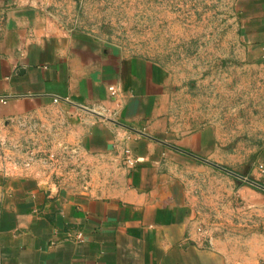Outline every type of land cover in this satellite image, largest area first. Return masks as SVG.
<instances>
[{
  "label": "crops",
  "instance_id": "obj_1",
  "mask_svg": "<svg viewBox=\"0 0 264 264\" xmlns=\"http://www.w3.org/2000/svg\"><path fill=\"white\" fill-rule=\"evenodd\" d=\"M46 2L0 0V122L58 104L88 109L85 149L123 177L113 193L69 192L0 170V264H227L167 167L179 154L210 157L213 129L177 138L165 69L74 33ZM238 3L243 39L264 65V0Z\"/></svg>",
  "mask_w": 264,
  "mask_h": 264
},
{
  "label": "rangeland",
  "instance_id": "obj_2",
  "mask_svg": "<svg viewBox=\"0 0 264 264\" xmlns=\"http://www.w3.org/2000/svg\"><path fill=\"white\" fill-rule=\"evenodd\" d=\"M239 0H47L54 17L105 47L166 71L167 128H212L210 162L179 154L168 171L227 264H264V65L242 36ZM92 113L64 104L0 122V170L33 173L69 192L113 193L123 174L84 147ZM260 172V171H259ZM261 173V172H260ZM257 177V176H256ZM263 176H261V179Z\"/></svg>",
  "mask_w": 264,
  "mask_h": 264
},
{
  "label": "water",
  "instance_id": "obj_3",
  "mask_svg": "<svg viewBox=\"0 0 264 264\" xmlns=\"http://www.w3.org/2000/svg\"><path fill=\"white\" fill-rule=\"evenodd\" d=\"M192 156H194V157L200 159V157H198V156H196V155H192ZM202 160L205 161V162H207V163H209V164H212V165H214V166H216V167L221 168L222 170L228 172L229 174H232V175H234V176H236V177L243 178V176L237 174L236 172H234V171H232V170H229V169H227V168H225V167H222V166H220V165H218V164H216V163L210 162V161H208V160H206V159H202ZM248 181H249L250 183L256 185L257 187H259V188H261V189L264 190V186L261 185L260 183H257V182H255V181H253V180H248Z\"/></svg>",
  "mask_w": 264,
  "mask_h": 264
},
{
  "label": "built area",
  "instance_id": "obj_4",
  "mask_svg": "<svg viewBox=\"0 0 264 264\" xmlns=\"http://www.w3.org/2000/svg\"><path fill=\"white\" fill-rule=\"evenodd\" d=\"M110 91L112 93V95H115L116 94V90L114 87H110ZM2 101H5L4 99H1ZM57 101V99H55ZM128 162L133 164L132 161L130 159H128Z\"/></svg>",
  "mask_w": 264,
  "mask_h": 264
}]
</instances>
